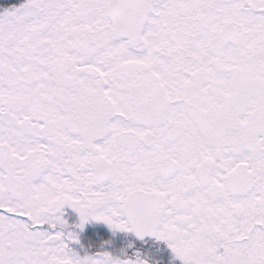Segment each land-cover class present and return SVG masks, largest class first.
<instances>
[{"label": "snow or ice", "instance_id": "snow-or-ice-1", "mask_svg": "<svg viewBox=\"0 0 264 264\" xmlns=\"http://www.w3.org/2000/svg\"><path fill=\"white\" fill-rule=\"evenodd\" d=\"M89 221L264 264V0L0 4V264H148Z\"/></svg>", "mask_w": 264, "mask_h": 264}, {"label": "flooded vegetation", "instance_id": "flooded-vegetation-1", "mask_svg": "<svg viewBox=\"0 0 264 264\" xmlns=\"http://www.w3.org/2000/svg\"><path fill=\"white\" fill-rule=\"evenodd\" d=\"M65 218L70 225L78 224V214L65 207ZM78 243L72 248L80 256L107 251L121 259H135L139 254L148 264H182L168 247L167 242L146 235L142 239L134 232L110 228L102 221H89L83 229L76 228Z\"/></svg>", "mask_w": 264, "mask_h": 264}, {"label": "rangeland", "instance_id": "rangeland-1", "mask_svg": "<svg viewBox=\"0 0 264 264\" xmlns=\"http://www.w3.org/2000/svg\"><path fill=\"white\" fill-rule=\"evenodd\" d=\"M15 1V3H13ZM18 1V2H17ZM21 0H0V3H12V4H18Z\"/></svg>", "mask_w": 264, "mask_h": 264}, {"label": "trees", "instance_id": "trees-1", "mask_svg": "<svg viewBox=\"0 0 264 264\" xmlns=\"http://www.w3.org/2000/svg\"><path fill=\"white\" fill-rule=\"evenodd\" d=\"M0 4H3V3H0Z\"/></svg>", "mask_w": 264, "mask_h": 264}]
</instances>
